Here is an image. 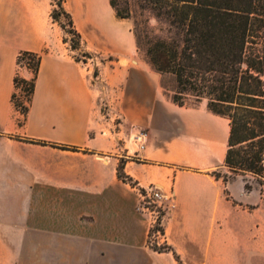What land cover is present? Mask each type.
<instances>
[{
	"label": "crops",
	"instance_id": "0c3cea01",
	"mask_svg": "<svg viewBox=\"0 0 264 264\" xmlns=\"http://www.w3.org/2000/svg\"><path fill=\"white\" fill-rule=\"evenodd\" d=\"M63 3L85 50L116 63L137 50L110 0ZM53 8L54 0H0V264H264L260 207L242 187L237 196L239 179L212 174L224 167L229 119L207 103L180 106L164 90L155 103L148 75L118 66L130 80L119 134L148 135L143 151H127ZM21 51L42 55L26 116L13 100L16 75L32 77L18 67ZM121 162L135 185L120 179ZM153 184L176 194L158 239L171 251L154 248L150 216L138 209Z\"/></svg>",
	"mask_w": 264,
	"mask_h": 264
},
{
	"label": "trees",
	"instance_id": "16d2710c",
	"mask_svg": "<svg viewBox=\"0 0 264 264\" xmlns=\"http://www.w3.org/2000/svg\"><path fill=\"white\" fill-rule=\"evenodd\" d=\"M110 1L118 18L131 17L129 0H124L121 8L119 0ZM139 1L157 25L135 20L137 49L144 52L148 63L163 78L173 79L171 89L164 86L165 94L180 106L199 104L190 103L192 98L195 102L207 99L211 112L229 119L223 166L231 175L222 176L220 169L212 174L226 183L251 174L264 186V0ZM57 6L52 18L63 30L66 26L60 17L67 18L70 32L76 37L72 49L79 50L81 35L73 17L63 0H58ZM41 58L40 53L32 51L18 55V67L33 72L31 79L19 73L14 79L13 100L24 116L35 92ZM18 88L25 93L26 102L16 98ZM118 175L123 181L134 183L125 173L123 162ZM245 189L251 190L252 186L246 182ZM154 248L172 250L168 246Z\"/></svg>",
	"mask_w": 264,
	"mask_h": 264
},
{
	"label": "rangeland",
	"instance_id": "374dc122",
	"mask_svg": "<svg viewBox=\"0 0 264 264\" xmlns=\"http://www.w3.org/2000/svg\"><path fill=\"white\" fill-rule=\"evenodd\" d=\"M57 1L58 0L56 1L54 0V8H58ZM119 1L121 2L119 5V7L121 8L124 5L123 3L124 0H119ZM129 1L131 4L132 13H131V17L127 18V20L131 23L133 30L136 19L142 24H145L147 21H149L150 25L152 26L157 25L156 19L153 18V16L150 15L148 11L140 7L141 2L139 0L138 1L129 0ZM60 20L66 26V30L63 31V36L64 39H66L68 47L73 51V55L79 60L88 62L90 65L89 68L92 69L91 80L95 84L96 89L101 94L100 100L102 102L101 107L103 111L112 113V117L117 123L124 122L123 100L126 97L127 93H129L130 91L128 90V83L130 80L126 81L124 77L122 78L120 72L118 70H115V68H117L118 66L120 69L122 68L127 69L126 73L128 77H130L129 75L130 71L134 72L137 70H142L143 72H145L148 75V81H149L147 94L148 96L155 99V103H158L157 97L161 96L163 90L165 92L164 86H166L169 89L173 87V79H171L170 77L163 78L162 75L157 74L153 69H151L150 64L148 63L144 52L141 50L137 49L132 56L123 58L119 63H116V61H118L119 59H117L114 56L85 50L82 46V40H81V48L79 50H73L72 46L76 43V37L74 36V34L70 32L71 27L69 26L67 18L61 16ZM103 64L107 65L106 68L107 73L104 75H106V77L108 78H104V76L101 74V71L104 66ZM111 66H114V70L111 69ZM22 69H25V67H22ZM29 71L32 73V77H33V72L31 70ZM97 77L100 78L98 79ZM16 98L17 99L20 98L19 100H23L24 102L27 101L26 95L21 88H18L16 90ZM201 102L206 104L207 99H202ZM190 103H200V102H195L194 99L192 98L190 100ZM117 130H119V128ZM120 137H124V136L120 135ZM220 172L222 176L231 175L230 171L225 167L220 169ZM236 179L239 180L233 185V189L236 192L237 196L239 197L241 196L240 191L242 187L244 193L246 194L245 200L255 202V204H257L260 207V209L258 210V214H259L258 216L261 222L264 223V186L259 185L255 177L251 174H248L245 178L242 176H237ZM246 182H248L252 186L251 190L245 189ZM135 184L136 182L133 183V185ZM140 198L141 199L138 205V209L139 206L142 203H144L142 196H140ZM149 206L150 208L155 209L154 203H150ZM139 211L148 214L152 222V217L149 212H143L140 209Z\"/></svg>",
	"mask_w": 264,
	"mask_h": 264
},
{
	"label": "built area",
	"instance_id": "2783aa9c",
	"mask_svg": "<svg viewBox=\"0 0 264 264\" xmlns=\"http://www.w3.org/2000/svg\"><path fill=\"white\" fill-rule=\"evenodd\" d=\"M112 134L118 141H123L126 144L127 151L138 153L143 151L147 145L148 135L145 130H136L129 135L120 137L121 123L113 121ZM119 128V130H117ZM141 196L144 200L139 206V209L143 212H149L152 217V238H157L155 244L164 247V242H160L158 239L164 237V232L161 227L162 219L170 210L176 207V194L174 190L165 191L160 185H150L141 190ZM150 203L155 204V209L150 208Z\"/></svg>",
	"mask_w": 264,
	"mask_h": 264
}]
</instances>
